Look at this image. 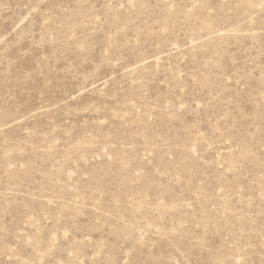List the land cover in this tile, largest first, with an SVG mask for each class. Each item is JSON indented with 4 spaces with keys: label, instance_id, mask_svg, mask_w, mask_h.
Here are the masks:
<instances>
[{
    "label": "rangeland",
    "instance_id": "obj_1",
    "mask_svg": "<svg viewBox=\"0 0 264 264\" xmlns=\"http://www.w3.org/2000/svg\"><path fill=\"white\" fill-rule=\"evenodd\" d=\"M0 264H264V0H0Z\"/></svg>",
    "mask_w": 264,
    "mask_h": 264
}]
</instances>
